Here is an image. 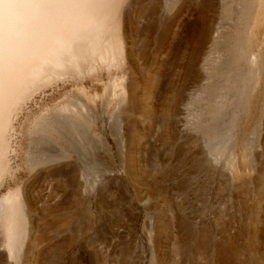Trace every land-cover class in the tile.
I'll return each mask as SVG.
<instances>
[{
	"label": "rangeland",
	"instance_id": "1",
	"mask_svg": "<svg viewBox=\"0 0 264 264\" xmlns=\"http://www.w3.org/2000/svg\"><path fill=\"white\" fill-rule=\"evenodd\" d=\"M223 3L211 0L208 13L221 40L234 25ZM124 23L130 103L109 102L119 72L102 70L84 80L86 96L81 80L59 83L37 94L15 123L9 157L15 172L0 197L22 185L29 209L11 264H28L30 256L31 264H264L263 91L233 129L227 52L208 36L199 39L191 0H132ZM256 39L264 41V27ZM153 77L160 89L152 91L150 113L145 87ZM67 99L89 105L107 145L91 133L77 149L46 145L71 158L27 170L35 123ZM231 133L245 147L233 169Z\"/></svg>",
	"mask_w": 264,
	"mask_h": 264
},
{
	"label": "bare ground",
	"instance_id": "2",
	"mask_svg": "<svg viewBox=\"0 0 264 264\" xmlns=\"http://www.w3.org/2000/svg\"><path fill=\"white\" fill-rule=\"evenodd\" d=\"M191 1L198 9L199 39L208 36L214 47L224 48L227 52L225 86L233 93L228 105L233 108L234 129L239 115L246 112L253 96L260 91L264 93V41L256 39L258 31L264 27V0H223L222 8L234 22L223 40L218 36V23L214 24L208 18L211 0ZM131 2L0 0V187L7 178H13L15 172L9 158L13 152L15 123L37 94L77 79L82 84L80 93L86 96L83 86L86 77L116 69L119 76L116 75L108 87L111 88L109 102L119 97L117 107L130 103L131 84L125 85L128 79L122 69L132 55L124 23ZM157 89L160 86L153 77L145 87L150 100L146 107L150 113L156 108L151 94ZM96 98L100 97L90 98L92 105ZM90 99L86 98V101ZM86 105L67 99L58 113L45 114L35 123L36 135L26 158L27 170L71 158L65 150L56 153L43 149L46 145L58 146L65 142L77 149L79 145H87L88 133L107 145L96 131V118ZM220 107L222 109L223 105ZM120 116L121 111L115 112L112 127L116 132L122 128ZM231 135L228 163L233 169L238 156H245V147L239 137L234 133ZM116 140L120 143L118 135ZM21 186L0 197V264H11L10 258L16 255L17 244L26 231L29 200L22 194ZM28 262L33 263V257L30 256Z\"/></svg>",
	"mask_w": 264,
	"mask_h": 264
}]
</instances>
